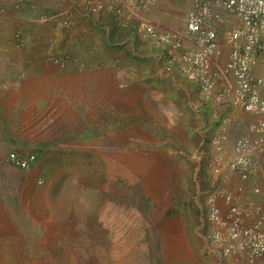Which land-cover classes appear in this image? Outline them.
Wrapping results in <instances>:
<instances>
[{
  "label": "rangeland",
  "instance_id": "rangeland-1",
  "mask_svg": "<svg viewBox=\"0 0 264 264\" xmlns=\"http://www.w3.org/2000/svg\"><path fill=\"white\" fill-rule=\"evenodd\" d=\"M187 103L170 105L174 112L166 117L160 112L155 117L151 108L133 116L127 112L124 127H116L121 119L114 112L96 111L98 116L67 127V149L57 141L30 170L0 162V264H106L102 252L124 237L135 240L138 260L164 264L165 232L173 226L187 233L190 248L207 257L203 193L212 175L198 155L211 151L210 139L221 130L213 113L230 117V130L236 128L228 153L257 118L245 115L240 122L220 111L230 108L204 105L209 113L204 125ZM59 178L69 184L47 193V180ZM66 191L68 207L59 203Z\"/></svg>",
  "mask_w": 264,
  "mask_h": 264
},
{
  "label": "crops",
  "instance_id": "crops-1",
  "mask_svg": "<svg viewBox=\"0 0 264 264\" xmlns=\"http://www.w3.org/2000/svg\"><path fill=\"white\" fill-rule=\"evenodd\" d=\"M193 2L159 0L150 9L148 18L158 30L183 31ZM3 5L4 1L0 0V9ZM8 8L7 13L0 12V162L7 160L9 152L36 155L38 162L43 150L56 149L57 141L61 149H67L68 145L63 144V140L67 142L64 135L70 132L67 127L74 126L79 118L98 116L94 114L96 111L114 112L121 119L116 127H124L127 112L133 116L138 109L151 108L155 117L159 112L166 117L174 112L170 105L180 106L185 101L193 110H201L197 114L200 123L206 125L209 113L197 96L196 86L183 77L165 73L164 51L139 37L135 23L121 29L107 11L89 19L81 3L69 0H40L37 7H25L18 12ZM55 15L59 16L56 22L46 20ZM63 19L69 20L70 25L63 26ZM17 29L23 31L25 47L22 49L13 43ZM66 54L84 61L87 68L81 71L75 62H70L63 69L48 62L51 57ZM228 56L229 50L225 48L216 69L225 66ZM255 73L263 75L264 66L257 67ZM224 82L221 80V84ZM212 106L216 107L214 104L207 107ZM220 111L228 112L240 122L245 115L252 116L234 108ZM238 115L241 117L236 118ZM234 128L229 133L228 150L233 146ZM231 153L232 150L227 151ZM68 181L48 179L45 191L54 193L55 189L68 185ZM238 183V177L232 176L231 186ZM245 186L244 200H247L246 196L252 198L251 184ZM69 197L70 193L64 192L59 196V203L68 207ZM60 210L68 214L70 209ZM167 229L164 240L169 249L164 264H219L217 259L201 257L190 248L182 228ZM118 241L121 244L118 242L110 252H102V261L106 258L104 263L150 264V260H138L140 249L135 248V240L124 237Z\"/></svg>",
  "mask_w": 264,
  "mask_h": 264
},
{
  "label": "built area",
  "instance_id": "built-area-1",
  "mask_svg": "<svg viewBox=\"0 0 264 264\" xmlns=\"http://www.w3.org/2000/svg\"><path fill=\"white\" fill-rule=\"evenodd\" d=\"M2 1L0 12L5 14L8 7L18 12L37 7L40 0ZM69 1L81 3L89 19L107 11L121 29L135 23L139 37L164 51L165 73L193 83L206 106L234 108L257 118L227 154L232 120L214 112L221 119V130L210 139L211 151H202L198 159L212 175L210 189L203 193L208 227L204 254L219 264H264V74L255 73L264 66V0H194L183 31H161L153 25L148 14L159 0ZM58 19V15L46 18ZM61 23L70 25L67 19ZM13 43L25 47L21 29L15 31ZM225 48L228 59L223 68L216 69ZM48 62L63 69L75 62L81 71L88 66L70 54L51 57ZM7 160L25 171L37 162L36 155L12 152ZM232 176L238 177L235 187ZM247 183L252 198L244 200Z\"/></svg>",
  "mask_w": 264,
  "mask_h": 264
}]
</instances>
